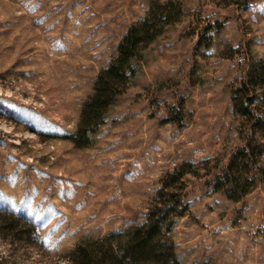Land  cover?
<instances>
[{"label": "rangeland", "instance_id": "rangeland-1", "mask_svg": "<svg viewBox=\"0 0 264 264\" xmlns=\"http://www.w3.org/2000/svg\"><path fill=\"white\" fill-rule=\"evenodd\" d=\"M154 1L0 0V264H74L177 200L166 240L184 264H264V85L242 79L264 69V0H178L89 143L71 139ZM172 106L183 117L164 121ZM249 142L245 195L230 198L208 180Z\"/></svg>", "mask_w": 264, "mask_h": 264}, {"label": "trees", "instance_id": "trees-1", "mask_svg": "<svg viewBox=\"0 0 264 264\" xmlns=\"http://www.w3.org/2000/svg\"><path fill=\"white\" fill-rule=\"evenodd\" d=\"M183 14L182 3L178 0L154 1L146 17L129 28L122 36L118 53L109 64L100 71L93 94L86 100L77 131L71 139L79 146L89 143L88 136L94 133L104 122L109 106L125 91L130 79L134 76L144 58L145 51L161 36L164 28L178 20ZM223 22L216 20L203 28V37L213 27H220ZM245 88L250 84L264 85V69L249 71L244 76ZM241 89V88H240ZM181 112L172 106L163 120L180 119ZM256 146L249 142L241 152L236 153L222 173L213 176L209 183H226L224 189L230 198L242 199L245 195L246 180L250 171H245L248 163L256 160ZM245 162V163H244ZM180 172V174H182ZM248 176H245V174ZM264 174V171L262 170ZM181 200L158 204L150 209L146 220L125 232L114 231L104 240L78 247L74 252V264H184L174 248L172 240H166V234L174 226L173 213ZM118 234L124 240H113Z\"/></svg>", "mask_w": 264, "mask_h": 264}]
</instances>
